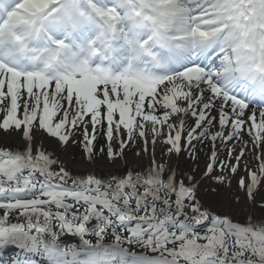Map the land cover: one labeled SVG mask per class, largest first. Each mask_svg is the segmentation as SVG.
Masks as SVG:
<instances>
[{
	"label": "snow or ice",
	"instance_id": "6c2138e0",
	"mask_svg": "<svg viewBox=\"0 0 264 264\" xmlns=\"http://www.w3.org/2000/svg\"><path fill=\"white\" fill-rule=\"evenodd\" d=\"M70 3L20 0L0 41ZM96 11L115 33V11ZM131 16L152 30L143 53L156 59L154 39L167 49L164 74L81 64L52 75L0 61V130L18 138L0 143V251L15 249L0 264H264V220H237L240 196L221 195L234 185L264 210V103L257 122L233 94L243 81L213 70L216 57L245 77L264 66V0H135ZM250 21L258 42L248 38ZM245 50L254 67L241 63ZM73 146L89 163L133 150L149 164L81 172L57 154ZM173 157L191 162L186 172L178 175Z\"/></svg>",
	"mask_w": 264,
	"mask_h": 264
},
{
	"label": "bare ground",
	"instance_id": "6f19581e",
	"mask_svg": "<svg viewBox=\"0 0 264 264\" xmlns=\"http://www.w3.org/2000/svg\"><path fill=\"white\" fill-rule=\"evenodd\" d=\"M20 2V0H16ZM88 0H86L87 2ZM91 1V0H89ZM106 1H111V0H106ZM100 2H104V0H96V4H100ZM113 4V1L111 2ZM78 6L80 3L77 4ZM91 5V4H90ZM94 5V7H95ZM77 8V7H76ZM97 9V8H95ZM94 9V10H95ZM100 9V8H99ZM125 10V6L123 7ZM15 9H11V11L7 15V19L9 18V15L12 11ZM81 10V9H80ZM104 10V9H102ZM96 14L98 12L95 10ZM94 12V13H95ZM99 15V14H98ZM42 19L37 20V22H40ZM74 20H77L81 22L80 17H75ZM56 25H59L58 22H54ZM61 24V23H60ZM118 32H120V35L118 36ZM142 33V29L140 26L136 25L131 18L128 17H120V22L117 25V32L115 33L114 37V44L116 48V56L118 59L122 60V64H126L129 62L130 64L132 63H140L142 61L141 57L138 55V47H137V42L139 41L140 35ZM117 42V43H116ZM217 63L213 65V70L217 72H223L225 69H228V61L222 59L221 57H216ZM78 60L75 61V64H72L71 66H75L78 64ZM11 67L16 68L15 63H6ZM230 65V64H229ZM72 67V68H73ZM143 67L145 65L143 64ZM238 66L233 62L230 65L231 72L234 76H239L241 78L245 77L242 73L237 71ZM123 69V68H122ZM163 69L165 71H168L169 69L165 68L163 66ZM230 72V70H229ZM141 73L143 74H148V70L144 69ZM232 76V75H231ZM248 77V76H247ZM257 78L254 77L253 80H256ZM254 102V101H253ZM250 108L256 109L257 110V122H259V110L260 108H257L253 106V103L250 102ZM247 123V122H246ZM17 143L18 138L16 137L15 133H13L11 136L7 135L3 130H0V143ZM160 150L161 146L157 145L156 146V155L157 159L160 157ZM62 160L65 161V163L71 167L73 170H78L81 172H87L90 171L91 169L95 168L101 173H107L109 171L113 172L114 174L119 175L124 168H129V169H142L145 168L149 164V160L147 156H138L136 155V152L133 150H130L127 152L126 156L124 158L117 159L115 162L109 161L106 157L103 159H100L99 157L96 159L95 163H89V161L86 159L84 152L82 151V146L81 147H76L73 146V148L68 152V153H57ZM206 160V157L201 154L200 158V164L201 167H203V164ZM172 164L175 167L178 175L183 174L184 172L187 171L188 167H190L191 162L186 161L184 158H181L177 161L175 157L172 158ZM221 195L225 199H231L234 196H240L241 198V203L236 206V211L234 212V216L237 220H239L241 217H244L246 215H251L255 216L258 220H264V210H261L258 206L253 208L251 205L248 204L246 198L243 197L242 192L239 190H236L234 185H233V190H229V188L225 185L221 188ZM65 242L68 244H79V238L74 237L71 235L66 236ZM15 250V249H14ZM8 250L0 251V257H6L8 255Z\"/></svg>",
	"mask_w": 264,
	"mask_h": 264
},
{
	"label": "clouds",
	"instance_id": "9594fccd",
	"mask_svg": "<svg viewBox=\"0 0 264 264\" xmlns=\"http://www.w3.org/2000/svg\"><path fill=\"white\" fill-rule=\"evenodd\" d=\"M5 25V23H4ZM3 25V27H4ZM0 27V28H3ZM259 30L254 27V24L250 21L249 22V39H255L257 42L259 41V36L256 35V33ZM39 32V28L35 26L33 27H28L23 24H18L12 34L5 35V39H10L13 41V43L20 49L21 53L28 57L31 61L36 62L40 61L41 62V67L38 70V72H45L47 74H52V75H62V74H71L72 72L75 71L76 67L81 64H86L89 69L92 71L104 69L108 70L107 66H101V65H96L93 63V58L96 57L97 53L94 52L93 50L88 54V57L86 59H83L81 62L76 64L71 70L64 72V71H57L56 68L58 64L61 62V58L65 54V47H58L56 50L50 51L45 53L44 51H38L32 47H30V43L33 39H35V35ZM19 36L20 39L16 40V37ZM153 43H159L157 40H153ZM241 63L244 65H248L250 67H254V64L256 63L254 55L245 50L241 54ZM111 72V71H110ZM247 74V73H244ZM252 76H264V66H261L259 70L253 71L251 73Z\"/></svg>",
	"mask_w": 264,
	"mask_h": 264
}]
</instances>
